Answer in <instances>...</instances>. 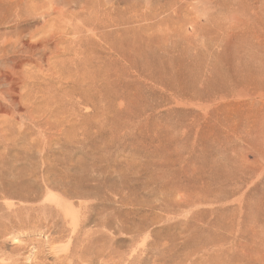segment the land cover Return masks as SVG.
<instances>
[{
    "label": "rangeland",
    "instance_id": "1",
    "mask_svg": "<svg viewBox=\"0 0 264 264\" xmlns=\"http://www.w3.org/2000/svg\"><path fill=\"white\" fill-rule=\"evenodd\" d=\"M41 1L0 106V264H264V0Z\"/></svg>",
    "mask_w": 264,
    "mask_h": 264
},
{
    "label": "bare ground",
    "instance_id": "2",
    "mask_svg": "<svg viewBox=\"0 0 264 264\" xmlns=\"http://www.w3.org/2000/svg\"><path fill=\"white\" fill-rule=\"evenodd\" d=\"M47 2H49L50 0H45ZM44 1V2H45ZM52 2H55L57 4L58 9L60 7L63 8H67L69 7L71 4L76 3L77 0H51ZM40 2H42L41 0H0V26L3 24H9L11 22H13L14 27L16 28L17 32L15 36L10 35L11 37H7L6 35L8 33H3L5 35V37L3 38V40L1 39L0 35V106L3 108L8 107L7 105L9 103H17L18 104V100H16V97H13V93L11 91V88L16 89V85L18 84L19 81H17V79L21 80L20 82L22 83V85L25 83L20 77H16L18 75L17 72V67L15 66V64L18 66L17 63V59H15V56L18 53H25L26 51L30 53L32 52V48L26 44V43H22L21 45V39L22 38V34L24 33L21 25L22 24H28L30 23L31 17H35V16H29V13H31L30 9H34L36 7H39L41 5L44 4H40ZM40 4V5H39ZM39 5V6H38ZM48 6V4H46ZM51 6V5H50ZM60 6V7H59ZM43 8V7H42ZM40 8V9H42ZM84 9H87V1H85V5H83ZM39 9V8H38ZM54 9V8H53ZM57 9V11H58ZM75 9V8H74ZM36 10V9H35ZM55 10V9H54ZM68 10V9H67ZM61 10H59L58 12H60ZM69 11V10H68ZM29 12V13H28ZM55 12V11H54ZM52 11V13H54ZM65 12V11H64ZM83 12V11H82ZM28 13V14H27ZM51 13V12H50ZM48 13V14H50ZM60 13H63V11H61ZM68 13V12H67ZM33 14V13H32ZM31 14V15H32ZM47 14V13H45ZM70 14V13H69ZM36 15V14H35ZM55 15V14H54ZM53 15V17H55ZM66 15V13H65ZM47 16V15H44ZM69 16V15H68ZM71 16V15H70ZM37 17V16H36ZM67 17V16H65ZM75 17V16H74ZM49 18V16H48ZM60 18V17H59ZM62 18V16H61ZM60 18V19H61ZM56 19V18H55ZM66 19V18H65ZM52 20V19H51ZM50 20V21H51ZM64 21V18H63ZM62 21V22H63ZM71 21V20H70ZM54 22V21H53ZM67 23V22H66ZM58 24V23H57ZM62 24V23H61ZM71 24V23H70ZM56 25V24H55ZM74 31V30H73ZM78 33V32H77ZM24 41V40H23ZM46 43L43 44H47V41H45ZM21 45V46H20ZM32 45V44H31ZM45 45V46H46ZM51 45V43H50ZM38 46V45H35ZM41 46V45H40ZM52 46V45H51ZM32 47H34L32 45ZM50 47V46H49ZM48 47V48H49ZM53 47V46H52ZM37 48V47H36ZM44 48V46H43ZM30 49V50H29ZM38 49V48H37ZM36 49V51L38 52V50ZM40 49V48H39ZM29 50V51H28ZM34 50V48H33ZM41 50V49H40ZM53 51V50H51ZM35 52V53H37ZM41 52V51H39ZM44 52L46 53V51L44 50ZM48 52V50H47ZM43 53V51H42ZM44 53V54H45ZM15 54V55H14ZM34 54V53H33ZM39 54V53H37ZM43 54V55H44ZM30 55V54H29ZM43 55H40L43 57ZM20 61V60H19ZM20 63V62H19ZM25 69V68H24ZM22 75V73H21ZM20 84V83H19ZM70 85V84H69ZM18 86V85H17ZM71 86V85H70ZM19 87V86H18ZM73 86H71L72 88ZM14 91V90H13ZM16 91V90H15ZM14 91V92H15ZM72 91V89H71ZM70 91V92H71ZM75 91V89H74ZM72 91V92H74ZM69 92V90H67L66 93H63V95H59V97H57L56 99L54 98V102L56 104H58L59 106L63 107V108H67L68 105H71L73 102V97L71 96V93ZM72 94H76V93H72ZM17 95V94H16ZM14 95V96H16ZM18 96V95H17ZM82 96V95H81ZM22 97V96H20ZM19 99V98H18ZM21 99V98H20ZM19 99V100H20ZM12 105V104H11ZM16 105V104H15ZM10 107V106H9ZM21 107V106H20ZM18 108V107H17ZM1 110V109H0ZM54 179V178H53Z\"/></svg>",
    "mask_w": 264,
    "mask_h": 264
}]
</instances>
